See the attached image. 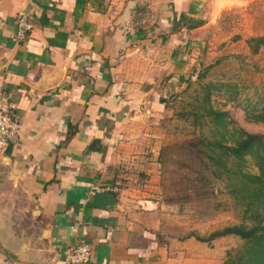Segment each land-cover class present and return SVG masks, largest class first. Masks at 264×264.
Segmentation results:
<instances>
[{
  "label": "crops",
  "instance_id": "0c3cea01",
  "mask_svg": "<svg viewBox=\"0 0 264 264\" xmlns=\"http://www.w3.org/2000/svg\"><path fill=\"white\" fill-rule=\"evenodd\" d=\"M233 3L0 0V98L20 120L0 156V264H68L82 243V264L223 263L230 235L160 236L145 184L159 178L150 123L164 90L183 87V49ZM20 11L33 25L23 40Z\"/></svg>",
  "mask_w": 264,
  "mask_h": 264
},
{
  "label": "rangeland",
  "instance_id": "374dc122",
  "mask_svg": "<svg viewBox=\"0 0 264 264\" xmlns=\"http://www.w3.org/2000/svg\"><path fill=\"white\" fill-rule=\"evenodd\" d=\"M211 30L210 38L203 34L196 44L186 43L188 46L183 50L190 57L186 62L182 60L188 69L183 73L185 84L166 88L161 115L150 119L154 134L148 140L155 146L154 151L200 135H211L206 118L193 114L202 112L207 91L212 104L226 110L236 127L262 133L264 142V120L253 118L264 106V40H258L264 38V0H235L219 13ZM171 48V44H166L165 54ZM192 69L194 73L190 72ZM138 144L145 146L143 140ZM164 156H167L164 164L159 161L158 181L145 184L153 203L147 210L155 211L160 236L208 239L215 230L242 222L243 205L229 192L227 177L205 174L206 178L200 179L197 175L202 168V154L175 150ZM247 159L249 170L256 171L252 157ZM133 165L124 169L129 174L124 180L131 186L142 179L137 174L140 168ZM220 242L224 245L225 260L228 252L239 249L244 241L230 235Z\"/></svg>",
  "mask_w": 264,
  "mask_h": 264
},
{
  "label": "trees",
  "instance_id": "16d2710c",
  "mask_svg": "<svg viewBox=\"0 0 264 264\" xmlns=\"http://www.w3.org/2000/svg\"><path fill=\"white\" fill-rule=\"evenodd\" d=\"M263 41L264 38H258ZM206 92L202 112H193L197 117H205L211 125V135L162 146L159 161L164 164L168 153L180 150L184 153L202 154V164L197 173L200 179L205 174L216 177L225 175L228 189L243 205L242 222L226 225L215 230L209 241L224 235H235L243 239L242 246L234 252L229 251L222 264H264V142L262 133L248 132L233 124L226 110L215 107ZM196 98V97H195ZM200 107V102L197 108ZM254 119L264 120V106L253 115ZM247 156H251L256 171L249 170ZM182 165V164H180ZM185 165V164H183ZM187 168L189 165H185ZM192 168V166L190 167Z\"/></svg>",
  "mask_w": 264,
  "mask_h": 264
},
{
  "label": "built area",
  "instance_id": "2783aa9c",
  "mask_svg": "<svg viewBox=\"0 0 264 264\" xmlns=\"http://www.w3.org/2000/svg\"><path fill=\"white\" fill-rule=\"evenodd\" d=\"M32 26L27 12H18L15 37L18 40L25 39ZM19 126L20 120L16 112L15 103L7 98H0V156L6 151L9 140L16 134ZM65 254L68 264H82L90 258V246L88 243H82L66 249Z\"/></svg>",
  "mask_w": 264,
  "mask_h": 264
}]
</instances>
